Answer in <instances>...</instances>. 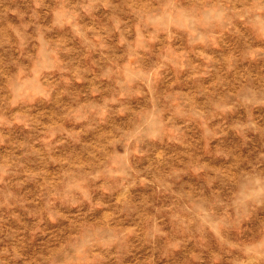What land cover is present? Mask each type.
Wrapping results in <instances>:
<instances>
[{"label": "rangeland", "instance_id": "374dc122", "mask_svg": "<svg viewBox=\"0 0 264 264\" xmlns=\"http://www.w3.org/2000/svg\"><path fill=\"white\" fill-rule=\"evenodd\" d=\"M0 264H264V0H0Z\"/></svg>", "mask_w": 264, "mask_h": 264}]
</instances>
